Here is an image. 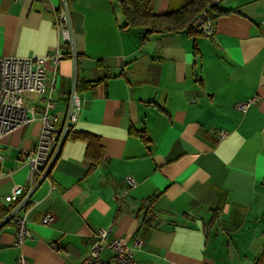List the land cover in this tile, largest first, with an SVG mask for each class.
<instances>
[{"label":"crops","instance_id":"obj_1","mask_svg":"<svg viewBox=\"0 0 264 264\" xmlns=\"http://www.w3.org/2000/svg\"><path fill=\"white\" fill-rule=\"evenodd\" d=\"M66 2L76 65L58 42L60 0H0V56L63 52L56 65L44 62L53 87L22 95L33 119L0 140V212L13 185L31 180L25 155L41 132L42 97L56 128L72 88L80 103L31 193L27 264H80L100 228L125 239L135 264H264V1H216L209 34H146L123 27L117 0ZM253 97L245 111L236 107ZM18 253L7 222L0 264H15ZM100 257L115 264L107 248Z\"/></svg>","mask_w":264,"mask_h":264},{"label":"built area","instance_id":"obj_2","mask_svg":"<svg viewBox=\"0 0 264 264\" xmlns=\"http://www.w3.org/2000/svg\"><path fill=\"white\" fill-rule=\"evenodd\" d=\"M54 25L58 42L67 46L65 52L76 65L77 52L73 44L72 24L66 0H60L59 5L54 9ZM196 25L205 34L212 32V25L205 11L201 13ZM62 56L63 52L59 48L53 53L42 56H0V140L33 119L35 108L24 107L22 93L35 92L42 95L46 88H52L54 72L48 73L44 62L51 60L56 65ZM42 100H44L45 109L40 115L41 132L35 147L25 155V162L32 172L31 180L27 187L20 184L13 185L10 193L5 196L6 201L11 202L6 219L14 227V246L19 249L15 264H27L22 246L25 238L29 236L26 216L31 206V193L40 181L47 179L48 171L63 141L79 117L80 103L75 88H72L70 92L68 111L61 128H56L47 115L48 99L42 97ZM256 101V97H253L236 103V107L240 111H245ZM129 183L133 184V180L130 179ZM51 220V214H46L42 218L44 223ZM107 232L103 228L96 231V239L90 247L89 254L80 264H108L100 257V252L104 248L112 252V261L115 264H135L132 248L125 239L123 237L108 238Z\"/></svg>","mask_w":264,"mask_h":264},{"label":"trees","instance_id":"obj_3","mask_svg":"<svg viewBox=\"0 0 264 264\" xmlns=\"http://www.w3.org/2000/svg\"><path fill=\"white\" fill-rule=\"evenodd\" d=\"M118 7L124 16L123 27H143L146 34L152 32L177 31L186 29L189 33L202 32L196 25V21L203 11L209 17V10H215L218 0H189L177 10L164 13L154 11L155 0H117ZM228 12L223 10L217 14ZM71 134V130L67 136ZM8 209L0 212V228L8 222L6 215Z\"/></svg>","mask_w":264,"mask_h":264},{"label":"rangeland","instance_id":"obj_4","mask_svg":"<svg viewBox=\"0 0 264 264\" xmlns=\"http://www.w3.org/2000/svg\"><path fill=\"white\" fill-rule=\"evenodd\" d=\"M23 96H25V98H33V97H35L34 96V93H30V92H24L23 94H22Z\"/></svg>","mask_w":264,"mask_h":264}]
</instances>
